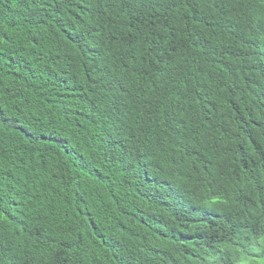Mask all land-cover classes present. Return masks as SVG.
I'll use <instances>...</instances> for the list:
<instances>
[{
    "label": "trees",
    "instance_id": "trees-1",
    "mask_svg": "<svg viewBox=\"0 0 264 264\" xmlns=\"http://www.w3.org/2000/svg\"><path fill=\"white\" fill-rule=\"evenodd\" d=\"M0 264H264V0H0Z\"/></svg>",
    "mask_w": 264,
    "mask_h": 264
}]
</instances>
